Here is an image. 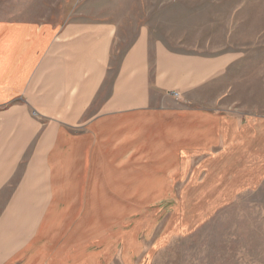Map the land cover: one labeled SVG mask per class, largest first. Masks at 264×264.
<instances>
[{
    "label": "crops",
    "instance_id": "crops-1",
    "mask_svg": "<svg viewBox=\"0 0 264 264\" xmlns=\"http://www.w3.org/2000/svg\"><path fill=\"white\" fill-rule=\"evenodd\" d=\"M116 33L109 22L0 20V264L51 261L56 220H88L100 194L142 184L145 166L170 169L239 144L235 119L187 102L224 58L161 45L150 55L145 29L102 95Z\"/></svg>",
    "mask_w": 264,
    "mask_h": 264
},
{
    "label": "rangeland",
    "instance_id": "rangeland-1",
    "mask_svg": "<svg viewBox=\"0 0 264 264\" xmlns=\"http://www.w3.org/2000/svg\"><path fill=\"white\" fill-rule=\"evenodd\" d=\"M0 20L112 23L102 95L141 29L150 55L162 46L173 55L224 58L187 102L227 114L240 132L230 151L194 153L170 169L145 166L137 191L127 184L110 199L100 194L88 220L59 217L49 233L58 238L55 259L44 264H264V0H0Z\"/></svg>",
    "mask_w": 264,
    "mask_h": 264
},
{
    "label": "built area",
    "instance_id": "built-area-1",
    "mask_svg": "<svg viewBox=\"0 0 264 264\" xmlns=\"http://www.w3.org/2000/svg\"><path fill=\"white\" fill-rule=\"evenodd\" d=\"M175 97H177L175 94H174Z\"/></svg>",
    "mask_w": 264,
    "mask_h": 264
}]
</instances>
